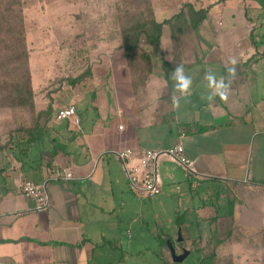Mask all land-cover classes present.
<instances>
[{"label":"crops","instance_id":"1","mask_svg":"<svg viewBox=\"0 0 264 264\" xmlns=\"http://www.w3.org/2000/svg\"><path fill=\"white\" fill-rule=\"evenodd\" d=\"M165 1H154L158 19L171 16L161 14L167 7ZM183 2L197 8L211 4V8L197 28L184 26L178 31L177 43L171 35L164 39L166 30H171L165 26L158 53L170 78L153 76L151 48L155 44L145 46L151 62L145 75L128 62L110 33L104 46H99L100 42L87 44L90 53L106 56L111 67L118 107L114 125L106 124L99 111L88 121L81 118V109L72 102L78 122L52 118L27 155L14 149L0 153V264H83L91 243H97L91 222L97 219L93 213L97 211V175L99 167L103 168L101 152L177 143L184 145L192 159L195 177L236 187L231 215L234 264H257L255 253L264 252V0H180L173 14ZM233 58L235 65L230 62ZM164 60L168 62L164 64ZM178 64L193 79V88L177 108L172 102V73ZM230 67L236 69L234 76L228 72ZM205 71L230 84L226 100L217 96L209 104L202 98ZM84 83L83 79L76 85ZM155 83L157 86L151 87ZM39 99L47 101L46 96ZM50 102L42 107L36 104V109L43 110ZM59 108L53 106L55 112ZM65 120L70 123L66 125ZM56 146L66 151L54 153ZM64 166L71 168L72 178L56 176L55 170ZM25 180L47 182L51 197L47 210H37L36 201L23 193ZM261 259L264 261V253Z\"/></svg>","mask_w":264,"mask_h":264},{"label":"rangeland","instance_id":"2","mask_svg":"<svg viewBox=\"0 0 264 264\" xmlns=\"http://www.w3.org/2000/svg\"><path fill=\"white\" fill-rule=\"evenodd\" d=\"M178 1L166 0L167 7L161 9V14L172 15ZM22 3L37 106L53 101V106L59 108L74 102L81 109L78 114L81 118L88 121L99 111L105 123L112 125L118 107L111 67L106 56L90 53L87 44L100 42L99 46H104L109 33L120 44L122 26L130 21L128 17H136L144 9L143 0H22ZM166 32L165 40L170 38L169 30ZM155 47L151 48L153 76L170 78V73L161 66L158 44ZM81 70H86L82 78L85 83L70 84L69 78ZM136 71L133 70L135 76ZM156 86L157 83L151 85ZM45 96L47 101L39 99ZM13 112L0 109V133L15 125ZM86 129L91 132V125L87 124ZM99 156L103 168L99 167L97 175V213H93L97 219L91 222L97 243H91L88 260L83 264H164V256L170 261L173 256L166 246L160 247L161 236H169L176 242L177 252H182V245L191 249L181 264H200L211 249L207 247L209 238L231 219L229 203L236 187L224 181L208 185L195 177L196 169V173L192 172L169 155H161L157 164L162 191L146 197L134 191L116 153L101 152ZM16 193L23 196L20 190ZM263 253H255L257 264H264Z\"/></svg>","mask_w":264,"mask_h":264},{"label":"trees","instance_id":"3","mask_svg":"<svg viewBox=\"0 0 264 264\" xmlns=\"http://www.w3.org/2000/svg\"><path fill=\"white\" fill-rule=\"evenodd\" d=\"M154 1L143 0L141 5L144 6V9L140 10L136 17H128L130 21L121 28L122 38L119 46L128 62L140 69L141 75L147 74L149 66H151L145 46L161 43L166 25L171 29L172 41L177 43L179 42L178 31L184 26L197 28L208 17L211 8V4L197 8L191 2H183L178 12L170 17L158 19ZM110 36L112 37V34ZM143 37L145 40H142ZM166 62L168 61L164 60L163 63L166 64ZM85 75L86 70L69 78V81L71 84H76L82 81ZM0 109L14 111V122H16L12 128L0 133V153L4 149H14L18 150L21 156L27 155L32 143L38 139L44 129L49 127V122L56 117L60 109L54 114L51 102L43 110L36 109L22 0H0ZM27 120L30 122L26 123ZM59 149L66 151L64 147L56 146L53 152L57 153ZM200 180L203 181L204 179L201 178ZM207 181L210 183L203 182L208 185L216 183L213 179ZM190 189H193L192 182ZM231 196L229 215L233 214L235 206L233 192ZM180 217L177 218L179 224ZM213 219L216 220L217 217ZM231 221L232 218L228 225L225 226L224 224V227L214 231L215 235L209 238L207 243V247L209 246L211 249L201 258L200 264H234L231 252ZM182 237H184L183 232ZM167 238L170 237H160V247L166 246L170 250ZM170 240L176 248V242L171 238ZM112 246L114 247L116 244L112 243ZM182 247L183 245L180 250ZM163 260L164 264H181L174 260L170 261L165 256Z\"/></svg>","mask_w":264,"mask_h":264},{"label":"built area","instance_id":"4","mask_svg":"<svg viewBox=\"0 0 264 264\" xmlns=\"http://www.w3.org/2000/svg\"><path fill=\"white\" fill-rule=\"evenodd\" d=\"M264 26V18L261 21ZM56 118H74L78 122L76 115V105L69 104L60 108ZM120 159L123 171L127 179L138 194L144 196H154L162 191L161 178L158 172V159L161 155H169L171 159L180 162L186 169L195 172L192 159L187 155L182 143L161 148H141L124 146L112 151ZM56 176L69 179L74 176L71 168L64 166L55 170ZM196 173V172H195ZM46 181L42 183L33 180H25L22 184L23 193L36 201L37 210H47L51 204V197L47 190Z\"/></svg>","mask_w":264,"mask_h":264},{"label":"clouds","instance_id":"5","mask_svg":"<svg viewBox=\"0 0 264 264\" xmlns=\"http://www.w3.org/2000/svg\"><path fill=\"white\" fill-rule=\"evenodd\" d=\"M231 64L235 65L236 60L231 59ZM228 72L231 75H235L236 69L235 67H230ZM172 79L174 81V92L172 96V102L174 107L180 106L181 99L187 100L192 94L193 88V79L185 74L184 66L182 64H178L174 66ZM204 81V91L202 92V98L205 99L209 104L215 101V98L219 96L222 100L227 99V93L230 88V84L226 83L224 77H217L211 71H205ZM178 92L180 95L177 96L175 93Z\"/></svg>","mask_w":264,"mask_h":264},{"label":"water","instance_id":"6","mask_svg":"<svg viewBox=\"0 0 264 264\" xmlns=\"http://www.w3.org/2000/svg\"><path fill=\"white\" fill-rule=\"evenodd\" d=\"M179 238L182 239V231L181 228L179 229ZM168 245L170 247L171 250V254L173 256V260L180 262L182 260H184L188 254L191 252L190 248L184 247L182 252H177L175 246L173 245V243L171 242V240L168 238L167 240Z\"/></svg>","mask_w":264,"mask_h":264},{"label":"flooded vegetation","instance_id":"7","mask_svg":"<svg viewBox=\"0 0 264 264\" xmlns=\"http://www.w3.org/2000/svg\"><path fill=\"white\" fill-rule=\"evenodd\" d=\"M183 248H184V246L182 247V250L181 251H183Z\"/></svg>","mask_w":264,"mask_h":264}]
</instances>
